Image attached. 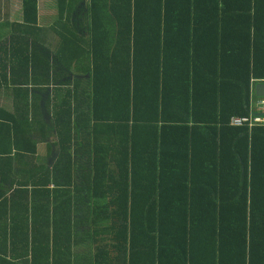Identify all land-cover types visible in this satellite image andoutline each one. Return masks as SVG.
Returning a JSON list of instances; mask_svg holds the SVG:
<instances>
[{"label":"trees","instance_id":"trees-1","mask_svg":"<svg viewBox=\"0 0 264 264\" xmlns=\"http://www.w3.org/2000/svg\"><path fill=\"white\" fill-rule=\"evenodd\" d=\"M21 4L0 264H264V129L229 126L264 81V0H56L47 29Z\"/></svg>","mask_w":264,"mask_h":264},{"label":"crops","instance_id":"crops-1","mask_svg":"<svg viewBox=\"0 0 264 264\" xmlns=\"http://www.w3.org/2000/svg\"><path fill=\"white\" fill-rule=\"evenodd\" d=\"M20 2V13L19 16L14 20H10L7 18L8 15V7H10V0H0V8L3 6L5 8V12L3 10V18H0V41L1 40H7L10 38V27L13 22L20 23L22 20L21 14H22V4L21 0ZM55 8H56V0H37V10H38V27L41 28H49L53 21H54V15H55ZM46 17V18H45ZM2 21V22H1ZM8 27V28H7ZM46 34H50V32H47ZM1 56V51H0ZM2 64H0L1 66ZM8 68V66H7ZM7 68H4V71H7ZM7 73V72H6ZM256 84H264L263 82H257L254 85L251 86L249 90V102L246 105V114L243 115V117H246V115L249 114V112L253 109V103L256 99L264 98V96H256L254 94V87ZM20 85L15 84L14 86L11 84L10 79H8V75L6 77V80L4 81L0 77V106L5 108L6 110H10L12 105V95L11 91L14 87H17ZM22 88H31L30 84H27L26 86H21ZM49 89L51 88L48 86ZM254 99V100H253ZM254 128H261L264 129V127H253V128H245V130L249 133ZM56 140H53L51 137L46 142H40L36 144V155H35V162L34 164L42 165L45 163L47 167H50L51 160H53V157L55 154H57V147H55ZM47 159V161L45 160ZM46 161V162H45ZM15 168H18L15 166ZM14 178L18 179V177L11 176L10 179L6 182V184L10 183ZM3 182V181H1ZM11 193H3L0 195V200L2 198H8L10 197ZM13 199L19 200L17 197H13ZM1 214V213H0ZM19 214L17 213L16 216L13 214V219H16ZM51 224V222H50ZM52 225V224H51ZM76 253L79 254L82 257H88L91 256V250L87 249L86 246L83 244L77 246ZM6 260H10V258H7ZM15 264H22L19 260L15 261ZM25 264H30V256H28V259L26 260Z\"/></svg>","mask_w":264,"mask_h":264},{"label":"built area","instance_id":"built-area-1","mask_svg":"<svg viewBox=\"0 0 264 264\" xmlns=\"http://www.w3.org/2000/svg\"><path fill=\"white\" fill-rule=\"evenodd\" d=\"M231 127H264V98L256 99L253 103V109L246 117L231 118L229 120Z\"/></svg>","mask_w":264,"mask_h":264},{"label":"rangeland","instance_id":"rangeland-1","mask_svg":"<svg viewBox=\"0 0 264 264\" xmlns=\"http://www.w3.org/2000/svg\"><path fill=\"white\" fill-rule=\"evenodd\" d=\"M10 4H11L10 7H8L7 18L12 21V20L16 19L17 17H20L19 16V13H20V2H19V0H10ZM3 10L5 12V8L2 6L0 8V18H3V16H2ZM53 17L55 19L56 16L54 15Z\"/></svg>","mask_w":264,"mask_h":264},{"label":"water","instance_id":"water-1","mask_svg":"<svg viewBox=\"0 0 264 264\" xmlns=\"http://www.w3.org/2000/svg\"><path fill=\"white\" fill-rule=\"evenodd\" d=\"M254 94L256 96H264V84H256L254 87Z\"/></svg>","mask_w":264,"mask_h":264}]
</instances>
